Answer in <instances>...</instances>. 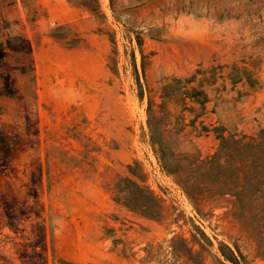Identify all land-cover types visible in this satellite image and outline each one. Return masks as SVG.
<instances>
[{
    "label": "rangeland",
    "instance_id": "374dc122",
    "mask_svg": "<svg viewBox=\"0 0 264 264\" xmlns=\"http://www.w3.org/2000/svg\"><path fill=\"white\" fill-rule=\"evenodd\" d=\"M196 68L207 71L189 94L217 79L200 87L208 101L195 123L263 146L219 157L212 131L174 133L184 105L160 87ZM149 97L167 156L216 154L236 168L234 195L192 203L151 144ZM261 157L264 0H0V264H157L143 261L146 244L190 240L193 222L213 243L207 264L220 241L264 264ZM134 162L164 203L160 222L112 199Z\"/></svg>",
    "mask_w": 264,
    "mask_h": 264
},
{
    "label": "trees",
    "instance_id": "16d2710c",
    "mask_svg": "<svg viewBox=\"0 0 264 264\" xmlns=\"http://www.w3.org/2000/svg\"><path fill=\"white\" fill-rule=\"evenodd\" d=\"M206 71L205 69L196 68L187 78L181 79L177 77L160 87L161 98L175 95L184 105L180 119L175 123L176 130L174 133L178 134V137L183 133L184 139H187L189 135L194 138L212 131L219 140L217 151L219 157L227 150L228 145L235 147L239 151L247 147L255 146L258 148L259 146H263V142L255 136H248L246 134H242L240 138H236L235 135L226 136L223 133L224 129L222 127L212 126V128H209L203 123L201 126L195 123L196 119L202 114V111L206 109L208 101V95L200 87L213 84L217 77L213 73L210 83L204 84L203 81L198 82L195 88L199 90L194 89L191 94L188 92V86L194 81L202 80V75ZM199 75L202 77L200 78ZM249 79H252V77ZM249 79L247 81L250 83ZM202 95L203 98H201ZM162 105L163 103L161 102L158 107L162 108ZM195 105H198L199 108H196ZM153 107L154 103L152 98L149 97L147 112L148 124L151 131V144L159 155L164 169L176 177V182L184 189L192 203L196 206V202L200 203L205 198L213 200V197L216 195L220 198H224L226 194L234 195L231 185L235 184L236 168L217 162L215 159L216 154L202 159L198 150L197 156L200 157L195 158L194 161H188L182 152H174L172 155L169 154L167 156V153L164 151L165 141L159 128L160 121L155 118ZM196 109L201 110V113H198L186 122L185 113H192ZM188 127H190L189 131H187ZM262 160L264 161V158ZM170 161L173 165L172 168L170 167ZM134 164L137 169L132 165L127 166L130 176H120L110 186L109 192L112 195V199L115 203L124 206L129 211L147 220L160 222L165 218L164 203L146 183V173L139 166L138 162H134ZM262 169L264 172V162ZM192 225L196 231L191 232L190 240L184 234H175L167 240L166 245L163 242L147 243L144 247L145 256L143 261L147 263L155 262L157 264H207L204 251L213 247V243L194 222ZM257 233L260 240L259 247L261 248L259 255L264 258V224L260 226V230ZM218 251L220 255L217 257L218 264H246V258L239 245L235 242L228 244L220 241ZM63 263L75 264L67 261H63Z\"/></svg>",
    "mask_w": 264,
    "mask_h": 264
}]
</instances>
